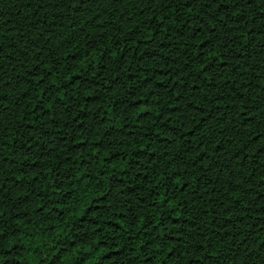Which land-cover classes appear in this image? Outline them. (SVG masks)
Masks as SVG:
<instances>
[{
  "label": "trees",
  "instance_id": "16d2710c",
  "mask_svg": "<svg viewBox=\"0 0 264 264\" xmlns=\"http://www.w3.org/2000/svg\"><path fill=\"white\" fill-rule=\"evenodd\" d=\"M0 264H264V0H0Z\"/></svg>",
  "mask_w": 264,
  "mask_h": 264
}]
</instances>
